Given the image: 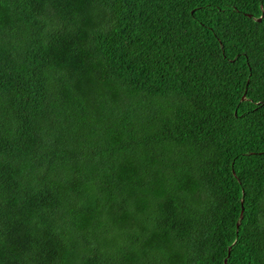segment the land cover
Returning a JSON list of instances; mask_svg holds the SVG:
<instances>
[{
    "label": "trees",
    "instance_id": "trees-1",
    "mask_svg": "<svg viewBox=\"0 0 264 264\" xmlns=\"http://www.w3.org/2000/svg\"><path fill=\"white\" fill-rule=\"evenodd\" d=\"M225 259L264 264V0H0V264Z\"/></svg>",
    "mask_w": 264,
    "mask_h": 264
},
{
    "label": "water",
    "instance_id": "water-1",
    "mask_svg": "<svg viewBox=\"0 0 264 264\" xmlns=\"http://www.w3.org/2000/svg\"><path fill=\"white\" fill-rule=\"evenodd\" d=\"M250 17V16H249ZM259 20V19H258ZM242 213H243V210H241V213H240V216H239V219H238V222L236 223V231L240 225V221L242 220ZM228 255H229V248H228ZM224 264H226V259L224 260Z\"/></svg>",
    "mask_w": 264,
    "mask_h": 264
}]
</instances>
